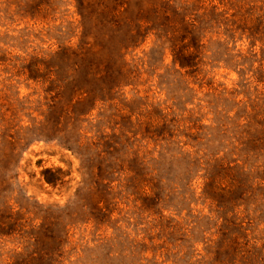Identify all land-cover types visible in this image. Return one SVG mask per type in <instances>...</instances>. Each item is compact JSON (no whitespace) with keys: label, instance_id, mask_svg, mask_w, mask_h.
I'll list each match as a JSON object with an SVG mask.
<instances>
[{"label":"rangeland","instance_id":"1","mask_svg":"<svg viewBox=\"0 0 264 264\" xmlns=\"http://www.w3.org/2000/svg\"><path fill=\"white\" fill-rule=\"evenodd\" d=\"M227 1L189 0L231 13V6L223 4ZM149 5L142 2L136 8L140 17H147ZM79 21L74 0H0V214L11 211L21 223L0 237V264H205L207 240L219 236L226 249L215 264H264L260 44L235 42L243 54L254 55L251 62L241 58L242 69L208 64L205 55L225 58L211 44L196 71L178 72L169 51L154 46L149 34L127 49L129 75L122 86L112 89L111 99L98 101L76 130L65 116L64 96L48 91L46 79L34 77L29 63L62 45L79 44L96 56V83L105 88L114 64L100 41L82 38ZM43 67L37 65L40 73ZM252 132H257L252 146L260 152L254 156L247 141ZM186 136L195 137V143ZM177 139L193 146L185 148L193 150L186 163L173 142ZM105 142L113 147L114 164L112 169L101 165L96 178L93 152ZM217 151L224 156L215 168L218 191L229 180V161L250 173V197L240 205L224 207L202 194L210 171L207 161ZM134 154L143 171L133 169L132 178L126 166ZM45 168H60L56 184L44 180ZM104 171L108 176L103 177ZM144 172L158 178L159 192L150 199ZM106 178L112 179L107 188ZM100 191L108 202V216L95 207ZM224 218L234 225L227 224L229 230L221 228ZM32 226L43 238L27 244L18 235L32 232ZM47 231L53 237H45ZM237 240L246 245L236 247Z\"/></svg>","mask_w":264,"mask_h":264},{"label":"trees","instance_id":"2","mask_svg":"<svg viewBox=\"0 0 264 264\" xmlns=\"http://www.w3.org/2000/svg\"><path fill=\"white\" fill-rule=\"evenodd\" d=\"M48 1L51 2V0ZM142 2L146 5L151 2L157 3L156 7L149 5L150 10L146 12V18L140 17V12L136 10ZM223 4L226 7L231 6L233 11L228 13L227 9H218L214 5L208 7L194 5L189 0L179 4L175 2L170 4L168 0H137L136 2L134 0H74L76 12L80 17L82 38L85 40L89 38L88 41L90 42L100 41L102 44L101 49L109 53L108 59L111 66L114 64L113 70L106 74L108 75V83L104 84L105 88H100V84L96 83L99 79L94 62L96 56L93 52H87L79 44L76 46L62 45L53 53L42 58L32 59L33 61L31 60L29 63L31 72L34 77L46 79L48 91L53 90L54 93L60 96V99L64 96V99H66L65 116L72 125L71 129L77 130L78 123L90 114L98 101H106V98L109 99L112 89L122 86L120 82L129 75L127 71L129 63L125 59L127 49L144 42L149 34H152L154 46L163 47L169 51L171 64L177 68L178 72L181 70L186 72L196 71L200 63H203L202 53H209V50L213 49L211 44H215L214 49L218 48L225 58L212 59L210 56L205 55L208 64L213 61L226 68L239 70L245 64L241 61V58L251 62L254 56L251 51L243 54L235 48V42L245 39L248 46L252 47L258 43L262 48L261 52L264 50V0H228ZM85 20L89 22V26H87ZM230 42L232 46H230ZM204 50L206 52H203ZM39 64L44 65L41 73L37 68ZM248 127L253 131L256 130L250 125ZM256 133L248 134L249 140H247L250 141V148H252L248 151L253 156L260 153L257 151V146H252L255 143L252 135ZM178 136H181V134ZM186 138L192 139L190 136H186ZM191 141L195 143V137ZM173 142H176L175 146L183 154L182 158L186 163L192 157L191 152L193 150L185 149L186 146L193 149L191 142L178 139L173 140ZM112 148L105 142L104 145L101 144V147L93 152L96 159H98L95 162L94 170L96 178L100 176L98 171L101 169V165L105 166L104 163L112 169L111 164H114V158L110 156L113 152L110 151ZM12 152H7L5 154L6 158H9ZM219 152H215L207 161L210 171L206 176L202 194L205 198H212L218 203H222L224 207L240 205L243 200L250 197V194L247 193L252 187L250 173L241 166L235 165V160L229 161L226 164L229 169L226 174L229 180L218 191L216 189L215 168L221 167V160L224 157L218 156ZM167 160L172 161L168 158ZM128 161L126 167L129 170L127 171H130L133 174L132 178H134L136 170L133 169L140 168L143 171V163L138 162L135 154ZM197 162H200L199 157ZM231 162L234 165H231ZM234 170L242 171L243 174ZM127 171L122 172H126L127 178L131 179ZM59 172L60 168H45L42 171V176L46 182L54 185L59 177ZM108 174L107 171H104L103 177L108 176ZM144 174L147 177L146 181L151 194V197L147 198L150 199L159 192L158 178L157 176H151L149 173V176L145 172ZM111 181L110 178L105 179L106 188ZM102 183V180H99L100 186ZM103 189L104 187H101V190ZM237 194L241 196L235 198ZM96 202V209L101 214L108 216V202L103 193L99 194ZM7 219H9L8 222ZM227 224L231 228L234 226L230 220L224 218L221 228L229 230ZM20 227L21 223L11 211H7L5 217L0 214V237L7 236L15 232L14 228ZM36 227L32 226V232L27 234L20 232L18 237L27 241V244L31 239L35 242L38 238H43L38 236ZM233 236L243 237L244 235L233 234ZM45 237L53 236L50 231H47ZM207 242L208 245H206L207 248L204 254L207 259L203 263L215 264L225 253L226 247L222 246L224 240L219 236L217 241L209 238ZM233 245L241 247L246 244L237 240ZM16 262L19 263V261H15L12 264H16Z\"/></svg>","mask_w":264,"mask_h":264}]
</instances>
